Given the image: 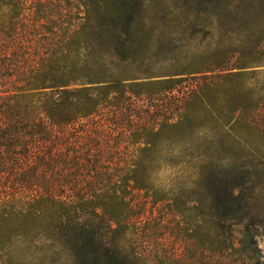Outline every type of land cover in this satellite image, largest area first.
Returning a JSON list of instances; mask_svg holds the SVG:
<instances>
[{"label":"trees","instance_id":"1","mask_svg":"<svg viewBox=\"0 0 264 264\" xmlns=\"http://www.w3.org/2000/svg\"><path fill=\"white\" fill-rule=\"evenodd\" d=\"M232 1L247 34L233 64L191 51L185 34L166 28L216 13L221 0L171 13L147 0H78L56 24L40 0H0V263L7 245L39 238L58 264H151L124 245L141 216L126 190L147 187L99 172L103 152L120 146L105 139L114 128L130 133L129 145L166 132L179 147V181L154 200L185 224L179 237L228 258L240 253L244 227L249 249L258 168L229 166L217 153H250L244 137L264 136V89L241 71L264 67V0ZM42 20L54 35L45 42L31 38ZM98 186L107 192L94 194Z\"/></svg>","mask_w":264,"mask_h":264},{"label":"rangeland","instance_id":"2","mask_svg":"<svg viewBox=\"0 0 264 264\" xmlns=\"http://www.w3.org/2000/svg\"><path fill=\"white\" fill-rule=\"evenodd\" d=\"M40 1L46 5V10L55 24L59 23L62 11L65 10L66 14L71 6L78 3V0H52L53 4H50V0ZM147 2L148 6L158 7L166 13L188 9L197 4L196 0H147ZM221 2L217 5L216 13H196L197 18L192 14L190 23L167 20L166 28L179 38L185 34V38L188 39L185 45H188L191 51L199 46L213 57L216 55L228 57L233 64L241 55L244 48L242 43L247 35L244 27L241 26L244 24L243 12L240 2L233 3L232 0H221ZM214 7L215 5L211 4L210 9L214 10ZM171 15L169 14L168 17ZM41 25L48 26L44 20L37 23L36 27L39 30L31 38L40 42L54 38V35ZM26 45L30 48V53H33L37 47L35 41ZM241 71L250 74L249 77L259 82L256 88L264 89V67H249ZM261 113H264V110ZM81 123L90 125L91 122L85 120ZM150 138L148 144L129 145L132 140L131 135L130 133L126 135L121 128L112 129L110 135L105 137L113 143H120V146L112 151L103 152L106 159L99 172L106 173L107 176H111L110 178L114 175L113 178L117 181L133 176L140 184L147 187L140 191L132 188L126 190L128 198L134 200L138 206L136 212L141 213V216L134 218L129 226L124 241L126 250L140 254L142 261L146 260L151 264H264V136L254 134L244 137L251 139L255 152L245 153V149L249 151L250 149L243 150L234 146L217 153V157H221L218 159H226L229 166L253 164L256 169L258 168L259 174V182L254 191L255 199L252 201L255 223L250 226L251 233L247 239L249 249L242 247L245 228H237L236 248L240 249V253L235 254L234 257L226 255L228 258L217 257L206 247L199 249L195 242L183 240L176 232L179 226L183 228L185 224L181 222L179 216L171 213L168 208L169 203L154 204V200L162 196L168 186L178 183L182 160L179 147L168 141L169 135L166 132L152 134ZM111 156L112 163H109L107 160ZM115 174L122 177L118 178ZM82 179L88 181L90 177L87 175ZM69 180L73 179L69 178ZM84 187L83 184L81 189ZM97 189L101 191L94 194L107 192L103 186H98ZM68 193L72 195V191ZM53 251L46 241L39 238H36L34 245L29 241H16L3 248L0 264H58L59 261H56L58 258ZM63 263L62 261L61 264Z\"/></svg>","mask_w":264,"mask_h":264}]
</instances>
